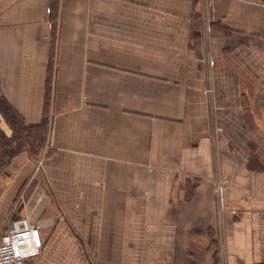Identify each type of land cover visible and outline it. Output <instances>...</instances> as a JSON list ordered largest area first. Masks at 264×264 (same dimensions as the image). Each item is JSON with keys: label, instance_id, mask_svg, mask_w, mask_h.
Returning a JSON list of instances; mask_svg holds the SVG:
<instances>
[{"label": "crops", "instance_id": "0c3cea01", "mask_svg": "<svg viewBox=\"0 0 264 264\" xmlns=\"http://www.w3.org/2000/svg\"><path fill=\"white\" fill-rule=\"evenodd\" d=\"M23 217L28 264H264V0H0V234Z\"/></svg>", "mask_w": 264, "mask_h": 264}, {"label": "built area", "instance_id": "2783aa9c", "mask_svg": "<svg viewBox=\"0 0 264 264\" xmlns=\"http://www.w3.org/2000/svg\"><path fill=\"white\" fill-rule=\"evenodd\" d=\"M45 158L43 155L38 161V170H41ZM43 248L40 225L23 217L0 234V264H28L42 253Z\"/></svg>", "mask_w": 264, "mask_h": 264}, {"label": "trees", "instance_id": "16d2710c", "mask_svg": "<svg viewBox=\"0 0 264 264\" xmlns=\"http://www.w3.org/2000/svg\"><path fill=\"white\" fill-rule=\"evenodd\" d=\"M59 4H60V0H52V8H53L54 12H57ZM52 69L50 70V74H49V77H48L47 87H52V79H53V71H52ZM48 98H49V94H48ZM46 111H47V109H46ZM32 136L35 137V139L32 140L33 149H34L35 153H38V152L40 153L42 151L43 147H44L45 137L43 136L41 131H38L36 133H32L31 137Z\"/></svg>", "mask_w": 264, "mask_h": 264}, {"label": "rangeland", "instance_id": "374dc122", "mask_svg": "<svg viewBox=\"0 0 264 264\" xmlns=\"http://www.w3.org/2000/svg\"><path fill=\"white\" fill-rule=\"evenodd\" d=\"M220 130H221V129H220ZM42 156H43V155H42ZM42 156H40V158H42ZM40 158H39V160H40ZM39 160H38V161H39Z\"/></svg>", "mask_w": 264, "mask_h": 264}]
</instances>
